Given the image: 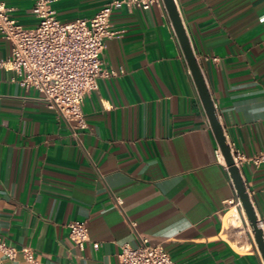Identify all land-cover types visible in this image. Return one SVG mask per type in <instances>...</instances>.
<instances>
[{
    "label": "crops",
    "instance_id": "1",
    "mask_svg": "<svg viewBox=\"0 0 264 264\" xmlns=\"http://www.w3.org/2000/svg\"><path fill=\"white\" fill-rule=\"evenodd\" d=\"M3 1L21 24L37 23L33 0ZM110 1L52 5L69 20ZM175 1L227 142L247 155L264 149V0ZM109 21L119 33L102 59L115 74L85 94L87 127L0 66V239L29 245L36 259L0 253L1 264H120L121 244L141 236L180 264H264L232 237L236 190L164 3L122 2ZM10 51L0 33V56ZM239 171L264 219V162ZM74 218L88 226L83 248L68 237Z\"/></svg>",
    "mask_w": 264,
    "mask_h": 264
},
{
    "label": "built area",
    "instance_id": "2",
    "mask_svg": "<svg viewBox=\"0 0 264 264\" xmlns=\"http://www.w3.org/2000/svg\"><path fill=\"white\" fill-rule=\"evenodd\" d=\"M122 2L128 7L148 8L152 3L163 0H112L88 18L76 17L69 20H62L57 16L52 0H33L31 10L38 18L33 26L18 22L10 13L11 7L0 0V33L11 43L10 55L0 56V66L13 70L21 86L36 89L49 108L73 121L74 126L87 127L82 111L85 94L97 88L99 76L115 74L114 70L104 67L102 52L105 39L119 33V30L111 27L109 18L113 7ZM228 145L238 168L245 160L255 164L264 162V149L247 155L233 143L228 142ZM215 153L220 159L222 154L219 148L215 149ZM225 167L227 168L226 164ZM228 202L240 214V226H235L232 236L236 239V244L259 251L237 192ZM256 216V223L264 236V219ZM134 223L132 221L131 225ZM67 227L68 237L79 248L90 241L84 219H71L67 222ZM92 246L97 248L99 242L92 240ZM17 252H21L28 261H36L29 245L17 247L0 239V253L3 256L13 258ZM117 257L120 264H180L162 245L151 243L147 236H141L137 245L128 242L121 244Z\"/></svg>",
    "mask_w": 264,
    "mask_h": 264
},
{
    "label": "water",
    "instance_id": "3",
    "mask_svg": "<svg viewBox=\"0 0 264 264\" xmlns=\"http://www.w3.org/2000/svg\"><path fill=\"white\" fill-rule=\"evenodd\" d=\"M169 18L171 20L173 29L178 38L185 60L195 82L199 98L209 120L210 126L213 130L215 138L217 140L219 149L223 156L224 162L227 166V170L231 177L232 183L235 187L239 200L241 202L242 209L249 222L251 232L253 234L256 245L260 251L262 259L264 261V236L261 228L257 225V216L251 203L250 197L246 190L245 184L241 177L239 168L235 165L232 154L223 132L217 111L215 109L213 100L207 88L203 74L201 72L198 60L195 56L191 42L189 40L186 28L183 24L181 16L179 14L175 0H163Z\"/></svg>",
    "mask_w": 264,
    "mask_h": 264
}]
</instances>
